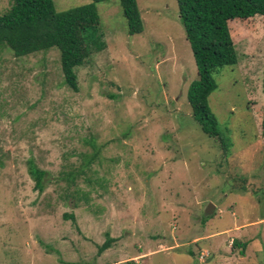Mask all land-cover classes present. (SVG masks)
<instances>
[{
	"label": "rangeland",
	"instance_id": "rangeland-1",
	"mask_svg": "<svg viewBox=\"0 0 264 264\" xmlns=\"http://www.w3.org/2000/svg\"><path fill=\"white\" fill-rule=\"evenodd\" d=\"M137 4L139 35L119 0L97 5L106 47L76 69L77 92L58 49L0 46V264H264V18L230 22L238 63L213 75L226 148L193 117L177 0Z\"/></svg>",
	"mask_w": 264,
	"mask_h": 264
},
{
	"label": "trees",
	"instance_id": "trees-1",
	"mask_svg": "<svg viewBox=\"0 0 264 264\" xmlns=\"http://www.w3.org/2000/svg\"><path fill=\"white\" fill-rule=\"evenodd\" d=\"M111 0H93L65 11H57L53 0H12L11 8L0 16V46L10 49L16 57L28 56L56 48L61 54L64 83L78 91L76 69L86 65L95 53L105 49L100 32L101 18L97 5ZM130 35L144 32V22L137 0H119ZM188 43L197 65L198 79L189 87L188 100L193 117L202 131L219 138L218 120L209 106L211 94L218 85L213 75L238 63V55L229 27L236 19L264 18V0H177ZM264 91V84H263ZM264 136V121L262 123ZM227 146L226 148H228ZM29 172L39 190L44 188L46 172L34 161ZM75 220L73 215H66ZM211 218V217H209ZM109 238L99 249L111 247ZM245 256L248 242L234 241Z\"/></svg>",
	"mask_w": 264,
	"mask_h": 264
},
{
	"label": "water",
	"instance_id": "water-1",
	"mask_svg": "<svg viewBox=\"0 0 264 264\" xmlns=\"http://www.w3.org/2000/svg\"><path fill=\"white\" fill-rule=\"evenodd\" d=\"M215 209V206L213 204H210L206 210L207 214H212L213 210Z\"/></svg>",
	"mask_w": 264,
	"mask_h": 264
}]
</instances>
